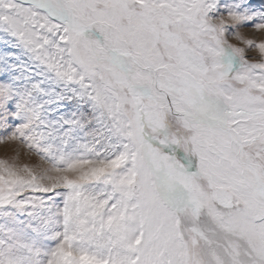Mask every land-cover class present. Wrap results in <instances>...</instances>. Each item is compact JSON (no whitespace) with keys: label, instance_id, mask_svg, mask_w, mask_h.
I'll use <instances>...</instances> for the list:
<instances>
[{"label":"snow or ice","instance_id":"snow-or-ice-1","mask_svg":"<svg viewBox=\"0 0 264 264\" xmlns=\"http://www.w3.org/2000/svg\"><path fill=\"white\" fill-rule=\"evenodd\" d=\"M0 146V264H264V0H0Z\"/></svg>","mask_w":264,"mask_h":264},{"label":"rangeland","instance_id":"rangeland-1","mask_svg":"<svg viewBox=\"0 0 264 264\" xmlns=\"http://www.w3.org/2000/svg\"><path fill=\"white\" fill-rule=\"evenodd\" d=\"M250 55H255V53H250ZM11 150L9 148H5L4 146H0V156H3L5 153H9Z\"/></svg>","mask_w":264,"mask_h":264}]
</instances>
